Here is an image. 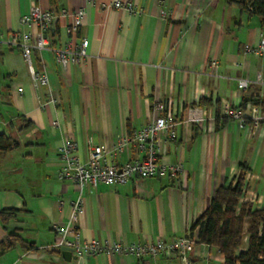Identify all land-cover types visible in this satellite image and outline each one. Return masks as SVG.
<instances>
[{
  "label": "crops",
  "instance_id": "1",
  "mask_svg": "<svg viewBox=\"0 0 264 264\" xmlns=\"http://www.w3.org/2000/svg\"><path fill=\"white\" fill-rule=\"evenodd\" d=\"M114 1L0 0V134L18 141L0 151V212L20 210L7 225L0 216V243L19 238L0 250V264H185L165 255L101 253L67 260L48 247L60 239L54 226L68 223L79 196L77 184L57 177L58 148L72 140L82 160L91 146L112 150L158 115L153 104L159 100H171L180 116L187 106L210 101L202 106L204 125L183 124L179 138L162 147V161L181 162L183 174L178 180L154 176L123 185L88 184L78 225L83 239L132 244L182 237L216 190L234 184L241 173L246 183L241 203L264 204V125L254 131L250 124L219 119L226 105L241 107L248 100L243 113L249 117L252 100H264L254 82L264 58L245 52L258 44L263 18L243 9L240 0H130L141 13L103 8ZM34 4L55 12L87 10L75 36L77 42L89 40L84 60L63 67L53 50L35 51L37 70L49 75L45 86L34 85L21 50L6 41ZM71 21L70 15L57 19L55 46L71 39ZM243 78L250 80L246 89L240 87ZM143 157L128 144L108 160L122 165ZM193 235L197 240V229ZM247 248L246 236L239 252ZM191 262L225 264V258L219 248L197 242Z\"/></svg>",
  "mask_w": 264,
  "mask_h": 264
},
{
  "label": "built area",
  "instance_id": "2",
  "mask_svg": "<svg viewBox=\"0 0 264 264\" xmlns=\"http://www.w3.org/2000/svg\"><path fill=\"white\" fill-rule=\"evenodd\" d=\"M105 9H125L130 13H141L136 4L130 0H117L103 4ZM85 8L75 11L61 9L58 12L45 9L38 4H34L29 13L21 17V28L10 31L7 43L19 48L27 63L30 76L36 86L49 84L47 72L40 73L34 64L35 51L53 50L58 63L67 67L70 63L80 62L88 56L89 40L82 37L76 41L75 36L83 23L86 15ZM170 13L166 8L161 9V16L167 17ZM60 15H70L72 21L68 27L71 39L64 47L54 45L55 23ZM1 33V32H0ZM255 52L264 58V33H261L256 46L245 48V52ZM212 65L218 67L217 61ZM254 82L261 86L264 93V68L257 73ZM250 80L243 78L240 80V87L246 89ZM22 91L23 89L20 88ZM153 112L158 115L147 125L135 129L131 134L119 140L112 150H107L103 146H91L89 156L82 160L77 154V144L72 140H67L58 148L62 164L57 172V177L63 181H71L79 187V196L72 203V213L67 224H56L54 230L60 239L48 246L54 250H61L63 246L73 249V254L77 257L88 258L97 254H117L121 256H133L141 259L145 256L156 258L160 255L178 257L185 264H192L191 254L197 244V240L192 235L191 230L182 237L174 238L170 241L159 239L157 241L145 243L123 244L120 241L113 244H103L97 239H83L78 229L81 216L85 212V190L88 184H114L123 185L136 178H152L154 176H169L173 180H178L184 172L181 162L168 163L161 159L162 147L169 140L179 138L178 128L185 123L204 125L206 122V110L204 107L187 106L182 112L177 114L173 108L171 100H159L153 104ZM224 116H231L244 126L245 119L252 120L250 124L254 131L264 125V113L257 105H253L249 117L245 116L238 107L226 105L222 111ZM128 144L134 146L144 157L116 165L108 160L114 153L121 152ZM70 234H73L70 236Z\"/></svg>",
  "mask_w": 264,
  "mask_h": 264
},
{
  "label": "trees",
  "instance_id": "3",
  "mask_svg": "<svg viewBox=\"0 0 264 264\" xmlns=\"http://www.w3.org/2000/svg\"><path fill=\"white\" fill-rule=\"evenodd\" d=\"M240 6L261 16L264 20V0H240ZM264 33V25L262 27ZM264 113V100H252ZM248 100H244L241 107L243 111ZM210 104L203 99L200 106ZM219 119L223 122L234 120L231 116L219 113ZM246 124H252V120L245 119ZM18 145V141L5 134H0V151H7ZM245 176L241 173L236 182L228 186L219 187L213 196L208 209L198 218L191 227V233L198 230L197 242L219 248L224 255L225 264H264V204L256 207L251 202L241 203L245 194ZM19 209H3L0 212L5 225L17 220ZM248 238V248L239 252L243 246L245 237ZM18 236L12 235L5 242L0 243V250L12 247L18 240Z\"/></svg>",
  "mask_w": 264,
  "mask_h": 264
},
{
  "label": "water",
  "instance_id": "4",
  "mask_svg": "<svg viewBox=\"0 0 264 264\" xmlns=\"http://www.w3.org/2000/svg\"><path fill=\"white\" fill-rule=\"evenodd\" d=\"M61 252L63 254V256L67 259V260H71L72 258L74 259H79L80 261L83 260V257H77L76 255L73 254V249L72 247L69 246H63L61 248Z\"/></svg>",
  "mask_w": 264,
  "mask_h": 264
}]
</instances>
